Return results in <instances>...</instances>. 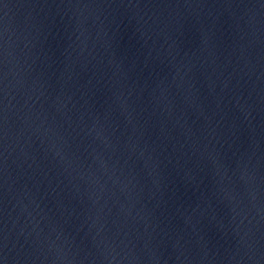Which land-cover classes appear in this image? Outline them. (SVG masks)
Returning a JSON list of instances; mask_svg holds the SVG:
<instances>
[{"label": "water", "instance_id": "1", "mask_svg": "<svg viewBox=\"0 0 264 264\" xmlns=\"http://www.w3.org/2000/svg\"><path fill=\"white\" fill-rule=\"evenodd\" d=\"M0 121L141 264H264V0H0Z\"/></svg>", "mask_w": 264, "mask_h": 264}, {"label": "snow or ice", "instance_id": "2", "mask_svg": "<svg viewBox=\"0 0 264 264\" xmlns=\"http://www.w3.org/2000/svg\"><path fill=\"white\" fill-rule=\"evenodd\" d=\"M0 264H3V262H2V261H0Z\"/></svg>", "mask_w": 264, "mask_h": 264}]
</instances>
